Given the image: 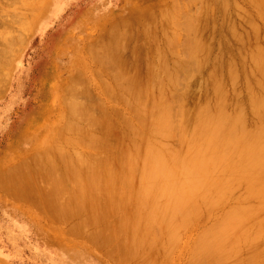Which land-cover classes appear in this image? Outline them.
Instances as JSON below:
<instances>
[{
  "label": "bare ground",
  "instance_id": "obj_1",
  "mask_svg": "<svg viewBox=\"0 0 264 264\" xmlns=\"http://www.w3.org/2000/svg\"><path fill=\"white\" fill-rule=\"evenodd\" d=\"M3 1V3L6 2V0ZM8 1L5 5L7 6L10 3L8 6H13L11 3L14 4V2L12 0L11 2ZM177 1L180 0H173L172 2L173 6H176L175 9L181 4ZM244 1L253 9L256 22L251 24L252 33H250L252 36L248 34L251 38L248 36L250 40L247 41L249 46L246 44L248 48H245V54L238 52L241 50L237 48L238 46L235 47V49L237 48L236 52L239 53H237V57L245 55L247 61L244 62L242 58L243 62H248V67H245L244 71L239 69L242 71L241 74H239L236 67L238 61H235L233 55L232 57L222 56L223 58L227 57L224 61H222V57V59L219 57V65L215 64L216 66H213V68L209 66L208 62L213 65L215 59H218L215 56V59L212 58L214 59L213 62L210 61L211 58L209 59L211 55H209L211 53L209 51H211L213 42L211 40L213 38L212 34L211 39L206 38L208 35L204 37L205 31L208 29L205 20L208 21L209 19L205 17V11L209 8L210 0H204L208 8L199 6L200 10H203L198 12L199 17H197V20L196 16L190 19L188 17L189 20L183 17L188 21L184 19L185 24L180 23L183 25L182 28H184V31L188 30L186 35H189L190 32V34L192 33L190 36L194 35V37L187 39L186 56L188 57L185 56L186 58L182 60L178 59L177 63L174 62L173 65L176 63V69H173V71L168 68L170 65L167 64L169 59H167V55L172 54L171 48L173 50L178 46V41L174 37L176 36L175 32L180 30H176L177 27L182 26L174 24L175 16L172 17L173 19H170L171 17L167 18L171 20V25L165 26L163 24L160 27L162 28L160 30L161 34L163 33L162 36H166L165 39L163 37L164 40L161 42H158L156 38L153 41V32L150 29L151 26L156 28L157 18L152 21L155 24L152 23L150 26L148 23L145 27L141 26L144 29L150 26L148 28L150 34L146 31L147 29L145 31L143 29L146 35L142 33L147 36L144 41L148 40V45L153 46L150 47L151 49L149 48L152 53L149 50L148 52L151 54L149 55L146 52L148 54L144 55L146 59L142 55L144 52L140 53L143 58L141 55L137 56L136 51L140 52L141 49H138L140 46H137L138 50L136 51H134L135 46L133 47L135 49L130 48L132 60L127 55L128 59L124 57L125 55L123 56L125 53L123 50L126 51L129 48L128 45L131 43L129 40L133 38L130 37L140 28L139 26L132 25L130 20L126 18L129 22L125 19L122 20L126 22L118 19L120 23L117 20L116 24L109 25L108 30L102 33L104 34L103 37L95 42L93 41V43H87L89 46L86 44L85 49L88 48L87 50L90 51L88 54H92V58L87 55L89 58H95L94 60L104 66L113 67V69L114 67L118 68L119 73L113 71L112 74L117 73V75H113L114 77L111 75L115 80V84L114 81L111 82L114 84V88L108 82L109 80L107 83L111 86L106 83V77L108 76L105 73L108 69H105V72L101 71L103 72L101 73L97 67L100 73H97L98 70L96 69L94 71H97L96 73L102 78L104 77L102 74H104V79H106H101V86L104 91L100 90L99 87L97 90H100L103 94L106 92L111 100L114 99V103L117 102L119 106H123V111L122 108L119 111L117 108L119 106L115 103L117 106H115L116 112L111 107L112 104L109 108L111 107L113 112L110 113V110L107 112V107L105 108L107 104L104 106L100 104L101 100H104L107 95L104 96V99H101V94L95 93V96H93L94 92H90L86 88L88 92H85L83 84L89 89V83L91 82L89 79L87 82H90L86 83L89 84L87 86L85 80L83 84L81 82L82 87L81 84L78 85L82 81L79 78L81 76H77L76 80L73 77V82L69 80L65 84L56 83L55 85L61 86V90L53 89L44 102L45 105L33 114L34 120L38 122L37 124L41 123L45 128V133H39V136L37 134L30 136L31 133L23 134L22 128L11 142L9 153L4 159L7 165L6 168L9 169L3 171L5 172L4 175L0 176V187L3 186L2 188L5 189L2 190L8 191L7 195L9 192L14 196L16 195V200L17 198L22 200L27 198L28 200L30 196H36L39 193L41 196L34 202H38L37 204L47 213L48 218L51 217L57 221L74 213L79 215L78 212H80V209L82 212L85 205L86 208L89 207L87 210L90 211V215L87 212L84 215L86 217L87 215L88 217L91 216L94 223H97L100 219L103 220L105 216L107 219L110 218L114 215L111 212L114 211L118 214L117 219L114 218L115 222L112 219L114 224L108 225L107 222L109 221H106L105 218L106 223L103 222L108 227H105L106 230L101 228L100 231H103V233L98 230L99 228L97 230L102 234L101 241L107 243L108 246L109 244L113 246H111L112 252H115L114 250L117 252L119 245L126 242L128 247L127 245L124 247L125 244L123 247L128 250L124 251V249L122 250L123 247L120 246L119 249L122 248L118 251L119 253L122 252L120 253L122 256L119 255V261L125 257L122 261H125L126 264L130 262L132 256L140 257L138 261L136 260L137 264H157L158 261L155 262L157 257L154 256L157 253H162L168 261L180 242H183L181 237L185 231L192 229L195 226L194 224L198 223L197 221L201 220L200 217L204 215H208L206 219L216 215L211 217L213 219L216 217L217 220L213 222L216 224L213 226L211 222V228H208L211 225L209 224L208 227L206 226L207 230L203 229L205 231L198 233L190 250L192 254L189 255V260L185 264H264V0ZM36 2L39 1L36 0ZM213 2L227 24L222 26L227 31L226 38L233 40L234 43H240L242 39L241 44L243 45L245 40L241 38L236 27L240 22L235 25L234 19L231 18L230 23L228 17L233 14L229 9L231 6L235 9L234 13L237 11V14L241 16L245 13V8L243 7V10L237 0H213ZM24 3L27 4V2ZM176 3L179 5H176ZM19 8H23V6ZM160 8H163V6ZM210 9L213 11V8ZM182 10V8L181 11L176 9L174 14H178L177 11L182 13ZM247 11L246 14H250L249 10ZM188 12L190 11L188 10ZM159 13L161 15L158 19H161L162 22L166 19V14L167 17L170 15L169 12L165 13L163 10ZM185 13L183 14L185 15ZM207 13L209 14L208 11ZM237 14L234 16L235 18ZM2 15L3 13L0 18L4 17L5 19V13L4 16ZM153 15L155 16V13ZM191 15L193 14L189 16ZM8 16H11V14ZM11 17L15 20L13 21L14 26L19 21L18 24L22 23V20L27 23L23 16L19 18V21L15 19L17 18L16 15ZM85 18L95 20L93 16L89 17V15H86ZM100 19L98 18V20ZM5 20L2 19V22H0L2 26L3 21L6 22ZM257 20H260L261 23H258ZM213 22L215 23V21ZM112 23H115V21ZM6 25L3 26L5 31L0 32V45L2 44L0 47V67L3 63L6 65L7 59L5 57L10 52H14L15 47L20 48L19 46L27 42L26 35L28 34L25 32H29L15 30L16 28L12 24ZM26 25H29V23ZM2 26L1 28H3ZM238 26L240 27V24ZM24 27L26 28V26ZM223 28L221 29L223 30ZM225 32L222 33L225 35ZM87 33L89 34V32ZM170 33L174 34L171 39ZM207 34L210 33L207 32ZM173 39L177 42H174ZM172 41L174 42V48ZM183 43L185 44V42ZM234 45H232L233 49ZM244 45L239 46L242 48ZM141 47H144L143 44ZM167 47L169 53L165 52ZM169 47L171 48L169 49ZM245 49L243 48V50ZM176 51L178 50L176 49ZM173 53L176 54L174 50ZM11 56L13 57V54ZM4 58L6 61H4ZM8 59H10V63H7L11 65V57ZM171 61H174V59ZM243 62L241 61L242 64H239L240 67L247 65ZM173 65L170 67L172 68ZM78 68L75 72H78ZM80 68L82 74L83 71L81 72V70L83 69ZM206 68H208L207 75L202 77L208 91L202 95H198L200 94L198 93L191 101L189 98L192 90V79L195 76L193 71L195 70L200 74L206 71ZM88 69L90 72L93 70V68ZM8 73L7 71L6 74ZM6 74L5 76L8 77L9 74ZM94 74L93 72L92 76L96 75ZM107 74L109 75L110 72ZM54 75L53 72L48 73L49 78ZM5 76H1L0 81H2V77L5 81ZM100 76L96 77L99 79ZM108 78L110 79V77ZM240 80H243L244 83ZM239 81L244 84L242 88L239 87V84H241ZM5 82L6 84L9 83L8 78ZM5 82H0V85L3 84L4 86L3 89L6 87ZM94 82L92 80L91 84ZM76 83L82 88L81 91H78L79 87L77 88ZM104 84L105 87H103ZM93 85L95 86V84ZM178 89L183 91L178 94L180 96L175 97V90ZM181 91L178 90V92ZM81 94L83 95L82 98H85L83 102L80 101ZM110 98L108 97V101ZM47 103H52V106L46 105ZM62 106L66 109L65 111H62L64 110ZM124 107L127 108L128 112H131V115L125 113L126 109ZM63 118L66 119H64V122ZM95 127H97V130L99 129L96 131L101 133L100 136L95 131ZM91 129L97 134L92 133ZM111 135L115 139L112 143L110 142L113 139ZM110 137L112 139L108 140ZM34 139L38 141V148L45 144L47 146L37 159L31 161L36 154L34 143L31 142ZM85 145L94 147V149H90L95 151L96 149H102L104 146L107 152L103 148L102 150L105 152L102 153L103 155L105 153V155L99 154L100 157L95 152L90 153L91 150L89 152L86 150L87 153H90L86 156L80 154L81 151L76 153L77 148L76 151L73 148ZM92 154L97 155V157L92 156ZM35 165L39 168L36 173L32 172V168L36 167ZM69 186H73V190H70L71 187ZM68 190L72 191L71 194H68ZM108 212L109 215L107 216ZM74 217L76 218L75 214L73 219ZM79 217L82 216L79 215ZM88 219L90 220V218ZM92 222H88V224L93 225ZM61 223L64 225L62 220ZM83 224L81 225L83 226ZM88 224L86 223V225ZM84 231L81 229V232L84 233ZM119 239L121 241L124 239L125 242L120 243ZM115 242L118 243V246ZM186 242L188 243V240ZM105 244L104 247L107 245ZM181 245L183 246V244ZM106 252L111 253L108 250ZM107 257L111 258L112 256ZM128 257L131 258L128 260ZM114 261H117V259ZM158 263L160 264V262Z\"/></svg>",
  "mask_w": 264,
  "mask_h": 264
},
{
  "label": "rangeland",
  "instance_id": "obj_2",
  "mask_svg": "<svg viewBox=\"0 0 264 264\" xmlns=\"http://www.w3.org/2000/svg\"><path fill=\"white\" fill-rule=\"evenodd\" d=\"M9 1L11 2V0H9ZM28 1L27 0L26 1L20 0V2H19V0H18V2L20 3L19 4L17 2V0L16 1L12 0V2H14V4L11 3L13 6H10V5L8 6V4H10V3H8L6 6L5 3H7V0L5 3H3L4 2L3 0L0 1V17H1L2 13H3L2 16H4V13H5V19L8 18L7 20H5L4 17L0 18L1 19L0 22H2V19H3L6 21L5 23L7 25H11V24L13 25V23H14L13 21H15V20L11 16L15 17V15H16L18 19L17 18H15V19L17 21H19V18L21 16H23V17H25L23 19H25L27 21V23H25V21L22 20L23 21L22 23L18 24L20 22L19 21L18 23H15L16 26H14V25L13 26H14V28H16L15 30H18L20 32H22V31L23 32H25V31L30 32V33L25 32L26 34H28V35H26L27 36V42L24 45L19 46L20 48H22V50H20V48H18V47H15L16 50L12 53L10 52L11 53V54L9 53L10 56L7 55V57H5L7 59V61L4 58L5 59L4 61H6L7 66L4 65V63H3V65L0 67V70L2 69L1 70L2 72L0 71V74H1L0 77L5 76L7 71L9 72L8 73L9 75L6 74V75H8V77L5 76L6 79L4 77L5 81L8 78L9 83L6 84V82L3 81V77L1 78L2 81L5 82L4 83V85H6L5 89H3L4 88L3 84L0 85L1 88L3 89V91H2V89L0 88L1 89L0 91H2V92H0L1 93L0 94V176L4 175L5 172H3V171H5L6 169H9V168H6L7 165H6V162L4 161V159H5L6 155H8L10 144L14 140L15 136L19 133V130H21L23 128V130H22L23 134L24 133H26V134L31 133L30 136L32 134H37L39 136V133L40 134L45 133V128L41 125V123L37 124L38 122H36L34 120L33 114L35 112H37L38 110H41L42 106L45 105L44 102L49 97V93H51L53 89L56 88L58 90H61V86L55 85L56 83L60 82L61 84H65L66 81L68 82L70 80V82H71L73 79L76 80L78 78L77 76H81L79 78H81L82 81H80L79 84L76 83V85L77 84L80 85L81 82H82V84L84 82L86 84V83L91 81L89 83L91 89H90V87L88 89L83 84V88H84L83 90L85 92L87 90H89L90 92H94V94L92 93L93 96H95V93L101 94V96H102V97H100L101 99L102 98L104 99L106 97V95H107L106 92H105V94H103V92L100 91V90L104 91V88H102V86H101L102 85L101 79H104V77L106 75V76L110 77V79H112V80H110L108 77H106L107 80L104 79V80H106V83L109 80L108 82L111 83L114 81V84H115V80H113L114 79L113 77L115 76V74L117 75V73H119L118 68L114 67V69H113V67L110 68V67H107V66H104V65L98 63L96 60H94L95 58L91 59L92 54L91 53L88 54V52H90V51L87 50L88 48L87 49H85V48L87 46H89L88 44L90 42L93 43V41L95 42L96 40L101 39L103 37L102 35H104L102 33H104L106 30H108L107 27L109 25L116 24V21L118 19L122 20V19L126 18V19L130 20L132 25L135 24V26L140 27L136 31L134 29L135 32L133 31L134 34L130 37V38H132V37L133 38L129 40V42L131 41V43H129L130 45H128L129 51L127 52V50H128L127 47H126V49H127L126 51H125V49L123 50L125 52L123 54V56L125 55L124 57H126V55H127V57L130 59L131 53H132L130 48H133L134 46L136 48V49L133 48V49H135L134 51L141 49L140 52L138 51L139 53L136 51L137 56L141 55L140 53H142V52H144V53H142L143 56L145 54H148L149 52L152 53V50H150L151 49L150 47H153V46L148 45V43H147L148 40L144 41L147 38V36H145L146 34L144 33V31L146 29H147L146 31H148V28L153 23L152 21L153 20L155 21L156 18H157V22H156V25H157L156 28L157 29L155 28V26H151L152 28L150 27V29L153 32V41L156 38V40L158 39V42H161L162 40L165 39L166 36L165 35L162 36L163 33L161 34V31H160L162 28H160V27H162L163 24L166 26V25H169L171 23V20H168L167 18L171 17L170 19H173L175 16L174 24L179 26V25L185 24L184 19L187 20L188 17L190 19V18H194L196 16V20H197V17H199L198 12L199 11L202 12V10H203V9L200 10L201 9L200 7L208 8V7H206L207 4L204 3V0H201V1L199 0L201 4L199 3L198 0H192V1L182 0L183 2L180 0L181 2L177 1L179 4L181 3L180 6H178V8L180 9V11L182 8L183 12L180 13V11H177L180 14L175 13L176 14L175 15L174 11L176 12V9L177 10H179V9L178 8L175 9L176 6L174 7L173 6L174 4H172L173 0H41L42 3L40 2V0H37L39 2H36V0H28ZM206 1H208V0H206ZM237 1H239V5H241L242 8L243 7L245 8V10L243 8L245 13L242 16L240 14L238 15L237 14L238 12L236 11V13H234L235 9L231 8L232 6L231 7L229 6L230 7L229 9L232 11L233 14L230 16L228 15L229 16L228 21L231 23V20L234 19L233 21H234L235 25H237L238 22H240L239 23L240 27L238 26L239 24L236 27L240 32L241 38H243L245 40V41L243 40L245 42V43L243 42V45L245 44L244 47L241 48L239 46V45L243 46L241 44L242 39H241L240 43H234L233 40L231 41V39L228 40V38H226L227 31L225 30V27L223 28L222 26H226L227 24L225 23V21L222 17V14L217 11L219 9L217 7H216L217 9L215 8L216 5H214L213 0H210L209 8L205 11V13H206L205 17L207 19L209 18L210 20L209 19H208V21L205 20V23L207 24L208 29L205 31L204 37L208 35L206 38L211 39L210 36L212 34L213 38L211 40H213V42L211 45L212 47L210 49L211 51H209V52H211V53H209V55L211 54L209 59L211 58L210 61L213 62L215 59L214 56L216 58H218V59H215V62L213 63V65H211L212 63L208 62L209 66H212L211 68H213V66H216L215 64L219 65V61H218L219 57L220 58L222 56L223 57H225V56H228V57L231 56L232 57V55H233V57L235 58V61L236 62L238 61V63H236L237 64L236 67L239 71V74H241L242 71H240V70L243 69V71H244L245 67H248V64H247L248 62L244 63L245 61H247L245 55L237 57V53L241 52V53L245 54V51H246L245 48H248L247 45L249 46V43L247 41L250 40V39H248L250 37L248 34H250L252 36V34H251L252 33L251 32L252 25L251 24L253 22H256V15L254 14L253 9H251V7H249V5L244 0H237ZM15 2H16V4H15ZM24 2H27V4ZM21 3H22V5H21ZM178 3H176V5ZM189 3H191V4H189ZM197 3H199V4H197ZM206 3H208V2H206ZM1 5H2V7H1ZM21 6H23V8H19ZM162 6H163V8H160ZM164 6H166V7L164 8ZM153 7H155V8L153 9ZM157 7H159V8H157ZM169 7H171V8H169ZM187 8L190 12H188ZM210 8H213L214 12L211 11L212 9H210ZM136 9L137 10L139 9V10L137 11ZM173 9H175V10H173ZM140 10H142V11H140ZM162 10L165 13L169 12L168 14L171 15V16L168 15V17H167V14H166V17H165L166 19L164 18L165 20L163 19L164 20L163 22L161 19H158V18H160V15H161V13H159V12ZM247 10H249V13L251 14V16H249L250 14H246V13H248ZM207 11L209 12V14L207 13ZM10 12H12L13 14ZM170 12H173L172 14H174V15H172ZM154 13H155V16L153 15ZM183 13H185V15ZM189 13L193 14V15L189 16L190 15ZM205 13H204V15H205ZM10 14H11V16H8ZM20 14H21V16H20ZM164 14H162V15H164ZM194 14H197V15H194ZM236 14H237V17L235 18L234 16ZM245 14H246V16H245ZM86 15H89V17L93 16L95 20L93 21L91 19L85 18ZM138 15H141V16L138 17ZM199 15H200V13H199ZM212 15H213V17H212ZM179 16H181V17L179 18ZM254 16H255V18H254ZM183 17H186L187 19L183 18ZM98 18H101V19L98 20ZM244 19H245V21H244ZM8 20H10L11 22H9ZM114 21H115V23H112ZM126 21L122 20V22H126ZM143 21H144V23L146 22V24H144ZM159 21H160V23H159ZM213 21H215V23ZM222 21H224V22L221 23ZM127 22H129V21H127ZM177 22H179V23H177ZM257 22L261 23L260 20H257ZM5 23L3 21V26L6 25ZM28 23L30 26L26 25ZM119 23H120V21H119ZM148 23H149V25L150 24L151 25L149 27L147 26V28L144 29L143 27H145V25H147ZM180 23H182V24H180ZM153 24H155V22ZM214 24L216 25V27ZM248 24H249V26H248ZM18 25L20 26V28ZM1 26H2V23H0V28H1ZM24 26H26L27 29ZM141 26H143V27H141ZM17 27H18V29H17ZM23 27H24V29H23ZM182 27H183V25L180 27H177L178 29H176V30L180 29L179 30L180 32L176 31L175 37L173 36L174 35L173 33L169 34V36H171L170 39L174 37V39L175 40L177 39L178 42L182 39L181 40L182 44H181V41L178 43L177 41H174V39H173V41L177 42V44H178V46L175 45L176 46L175 48H174V42L172 41L173 42L172 45L174 48L173 50L176 52L175 55H174L173 50L171 48L172 46L169 47V49L171 48V51L173 54V55L171 54L172 56L168 52L169 51L168 47H167V50H165V52L169 53L167 55V59L168 58L169 59H168V61L166 59V61L168 62L167 64H169L170 66L173 65L174 62L178 61V59L182 60V59H185L186 57H188V56H186V54H187L186 46L188 43L187 39H192V37H194V35L191 37L190 35H192V33L190 34V32H189V35H186L188 33L187 32L188 30L186 29L184 31V28H182ZM221 28H223V30ZM1 29L2 30L4 29V30L2 31ZM1 29H0L1 33L5 31L4 27ZM143 29H144V31H143ZM213 29H215V30L213 31ZM247 30H248V32H247ZM212 31H213V33H212ZM87 32H89V34ZM148 32L150 34V31H148ZM207 32H209L210 34H207ZM222 32H225V35ZM142 33H144L145 35ZM16 34H18V33L16 32ZM156 34H158L157 37H156ZM1 36H3V34H1ZM180 36L182 37L181 39H180ZM135 37L137 38V41H136ZM138 37H140V38H138ZM163 37H164V39H163ZM160 38H161V40H160ZM216 39L217 40L219 39V40L217 41ZM227 40L229 43L231 42L230 44H232V45L235 44L234 49H233V46L227 42ZM141 42H143V43H141ZM183 42H185V44ZM86 44H87V46H86ZM133 44H135V45H133ZM142 44L145 47V49H144V47H141ZM236 44H238V45H236ZM182 45H184V46H182ZM1 46H2V44L0 45V47ZM83 46H85V47L82 50ZM137 46L138 47L140 46V48L137 49ZM231 46H232V48H230ZM236 46H238L237 48H240L241 50L239 49L240 51L236 52L237 51V48L235 49ZM243 48L245 50H243ZM176 49L178 51H176ZM84 51H85L86 55H85ZM228 51H229V53H228ZM233 51H235L236 53ZM146 52H148V53H146ZM231 52H232V54H231ZM151 53H149V55ZM12 54H13L14 58L11 56ZM87 55H89V57H91V58H89ZM142 55H141V57L143 58ZM216 55H218V56H216ZM8 56L11 57V59H12L11 65L10 64L8 65V63H7V62L10 63V59H8L9 58ZM141 57H140V59H142ZM76 58H77V61H76ZM165 58H166V55H165ZM212 58H214V59H212ZM226 58H223L222 61H224V59H226ZM234 58H233V60H234ZM242 58L244 59V62H243ZM145 59H146V57H145ZM173 59H174V61H171ZM221 59H220V63H221ZM131 60H132V58H131ZM216 60H217V63H216ZM92 61H95L97 63L92 62ZM169 61H171V62H169ZM241 61L243 62V64H247L246 66L242 65V67L244 66L243 68L239 66ZM91 62L93 63L92 65H91ZM176 63H175V65H173V67L175 66V68H173V67L171 68L170 66L168 68L171 71H173V69H176ZM83 65H85V67H83ZM77 67H79V68L81 67L80 69H83V70H81V72L83 71L82 74L80 73L79 68H78V72H75ZM97 67L100 69V72L101 71L105 72V69L106 70L108 69L107 72L105 73V75L102 74L104 76L103 78H102V76L97 74V73H100L99 70L97 69ZM238 67H240V68H238ZM88 68H90V69L93 68L92 72H90V70ZM3 69H4V71H3ZM94 69L98 70V72L94 71ZM109 70H111V71H109ZM113 71L114 72L117 71V73L112 74ZM49 72H53L55 75L52 77L50 76V78H49L48 77ZM93 72L96 74V75L94 74L95 76H92ZM108 72H110L109 75L107 74ZM193 72H194L195 76L192 79V90L190 92V98H189L191 101L194 98V96H197L198 93H200L198 95H202L208 91V88L203 83V77H202V76L205 77L207 75L208 68H206V71H203L200 74L198 72H195V70ZM101 73H103V72H101ZM111 75L112 76L114 75V76L112 77ZM96 76L97 77L100 76V78H99L100 80ZM73 77H75V78H73ZM68 78H71V79H68ZM88 79L90 81L87 82ZM91 79L93 80V82L95 81L93 84H95V86L97 85V87H95L93 84H91L92 83ZM96 80H98V81H96ZM2 81H0V82L3 83ZM240 81H243V80H240ZM96 82L97 83L99 82V83L97 84ZM103 82L105 83V81H103ZM243 83H244V81H243ZM82 84H81V87H82ZM89 84H86V86ZM107 84L110 85L109 83H107ZM111 84L114 88V84L113 83H111ZM78 85H77V88L79 87L78 91H81L82 88ZM242 85L244 86V84H242V83L239 84V87L242 88ZM98 87L100 90H97ZM103 87H105V84ZM178 90L181 91L180 89H178ZM178 90H175V93H174L175 97L180 96L178 94L182 93V91H183L182 90L181 92H178ZM98 94H97V96H98ZM82 97H83V95L80 97V101L83 102V101H85V98H82ZM108 97L110 98V96L107 95V97H106L107 99L105 98L104 100H101L99 98V101L101 100V102H103V101L106 102V103L100 102V104H102V106L107 104L105 106V108L107 107V109H106L107 112L109 110H110V113L113 112V111H111L112 110L111 107H113L115 112H116V107L119 106V104L117 102H115V103H117V106H116V104L114 103V99L111 100V98L108 101ZM94 98H97V97H94ZM81 99H83V100H81ZM112 101H113V103H112ZM111 104H112V106H111ZM113 104H114V106H113ZM46 105L52 106V103H47ZM109 106H111L110 107L111 109L109 108ZM122 107L123 106H119L117 108L120 111V109ZM62 109H64V110H62ZM62 109H61L62 111L66 110L64 107ZM125 109H124L126 111L125 113L131 115L130 114L131 112H128L127 108H125ZM122 111H123V108H122ZM64 119L65 118H63V122L66 120V119L65 120ZM96 128L97 127H95V131L97 130ZM92 129H91V132L95 134V132ZM115 129H117V128H115ZM97 133H98V136L101 135V133H99V132H97ZM111 136L113 137V139L110 137L108 140L112 139L110 141L112 143V141L114 142L115 139H114L113 135H111ZM31 142L34 143L35 152H36L35 156L31 160V161H34L35 159H37L40 156V153L42 151H45V149H46L45 146H47V144L44 143L45 145H43V143H42L41 146L43 145L44 147L42 146V147L38 148L37 147L38 141L36 139H34ZM85 146L87 149L86 148L84 149ZM85 146H83V147L79 146L80 148L79 147H73V148L75 149V151L77 148L78 151H76V153L81 151L80 154L82 153L83 155H86V156L88 154L92 153V151H93V153L95 152L96 154H98V155L100 154L102 156L105 155V153H104V155L102 153L104 150H106V152H107V149L104 146L103 147L100 146V147H102V149L104 148V150H102L101 148L98 150L95 147L96 151L90 149V148L94 149V147H92V146L91 147H87V145H85ZM80 149H82V150H80ZM86 150L88 152L90 150L91 151H90V153H87ZM99 152H101L102 154ZM94 155L95 154H92V156H94ZM95 156L97 157V155H95ZM35 166L36 167L32 168V172L36 173L37 171H39L38 170L39 168L37 165H35ZM2 187L3 186L0 187V264H126L125 261H122L123 258L125 259V257L121 258L119 261V258L122 256L120 253H122V252H120V253L118 252L119 250H121V248L123 247L124 244H125L124 247L127 245L126 242L124 241V239L122 240L123 242L121 241V239H119L120 243L125 242L123 245H121L119 243L120 244L119 247L120 246H122V247L120 249L118 247L117 252H116V250H114L115 252H112L111 249L113 246L111 245L112 246L111 247L110 244L108 246L107 243H106L107 244L106 245L104 242L101 241V238H100V237H102L101 236L102 234L99 233V231L102 230L101 228H103V230H106L108 225L110 224V226H111L112 224H114L113 221L115 222V219H117L118 214L115 213L114 211H112V212L110 211L111 214L112 213L114 214L111 217L109 216L110 218H108V219H111V220H108L107 217L104 215L106 218V221L110 222L113 219V221L111 223L107 222L108 225L105 224L106 223V221H104L105 218L103 219L102 217L101 218L103 220L100 219V220H98V222L95 221L97 223H94V222H92L94 220L91 219V216L88 217V215H90V211L87 210V209H89V207L87 206V208H86V205L84 204L85 207L82 206L84 208V209L82 208L84 211L82 210V212H81V209H80L81 213L78 212L79 215L82 216L81 218L79 217V215H76V213H74L78 221L76 220L75 217L73 219L74 214H72L73 216L70 215V216L66 217L65 219H61L63 221V224H64V225H62L61 220H59V221L53 220L51 217H49L50 218L49 219L47 216V213L44 212V210L37 204L38 202H34L38 199V197L41 196L39 193H37L36 196L35 195L30 196L28 198V200H27V198H25V200L17 198V200H16V195L14 196V194H12L10 192H9V194H12V195L11 196L9 194L7 195L6 193H8V191L6 190L7 192H5L4 191L5 189ZM69 187H71L70 190H73L72 189L73 186H69ZM2 189H4V190H2ZM70 190H68L69 191L68 194H71L72 191H70ZM12 196H13V198H12ZM34 197H36V198L34 199ZM30 198H32V199H30ZM86 212L89 213L87 215V217L90 218L91 221L84 215ZM108 215H109V212H108L107 216ZM207 216L208 215L201 216L200 217L201 220L197 221L198 223H195L194 224L195 226L192 229H190L189 231L188 230L185 231L184 235H182V237H181V240H183L184 243L182 241L180 242V244L177 246L178 248L175 249V252H173L171 257H169L171 259H169L167 261L164 258L162 253H157L154 255L157 257V258L155 257L157 259V260L155 259V262L158 261V262H160V264H164V263L165 264H185V263H187V261L189 260L188 259L189 255L192 254V251H190V250L192 249L193 241L198 236V233H200V231L202 232V231L207 230L206 229L208 227L207 225L211 224V222H212L213 226H214V224H216V223H213V222H215L214 220H217L216 217L213 219V218H211L213 216L212 215V216H210V219H206ZM214 216H216V215H214ZM82 218H84V219L81 221ZM51 220H53V221H51ZM86 220H87V222H86ZM207 220H209V221H207ZM88 222H92L94 226L91 223L88 224ZM204 222H206V223H204ZM86 223L90 226L86 225ZM81 224H83V226ZM102 224H105V225H102ZM212 224L209 225L210 227H208V228H211ZM77 227H78V229H77ZM95 227H97V228H95ZM79 229H80V231H78ZM81 229L83 231L85 230L84 233L81 232ZM94 229L97 231V233ZM203 229H205V230H203ZM74 231H75V234L73 235ZM91 231H94V232H91ZM100 232L103 233V231H100ZM93 234H96V235H93ZM98 236H99V238H98ZM194 236H195V238L193 239ZM187 240H188V243L186 242ZM103 243L106 245L105 247H104ZM115 243H117V242H115ZM181 244H183V246ZM184 244H187V245H184ZM113 245H115V244H113ZM102 246H103V248H102ZM117 246H118V243H117ZM124 247L122 248V250L124 249ZM127 247H128V245H127ZM180 249H182V250H180ZM106 250H108V252H111V253L110 254L107 253ZM127 250L128 249H126V250L124 249V251H127ZM178 250H180L181 252ZM119 255H120V257H119ZM107 256H110V257L112 256V257L109 258ZM113 256H114V258H113ZM133 257H134V259H133ZM136 257H137V259H136ZM136 257L135 256H132V258L128 257V260L130 258H131V260H129L130 262L127 264H135V263L137 264L138 258H140V257H138V256H136ZM115 259H117V261H114ZM164 259H165V262H164ZM126 260H127V258H126ZM139 261H140V259H139ZM115 262H117V263H115ZM158 262H156V263L159 264Z\"/></svg>",
  "mask_w": 264,
  "mask_h": 264
}]
</instances>
